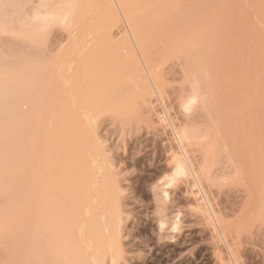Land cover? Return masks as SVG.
<instances>
[{"label":"rangeland","instance_id":"1","mask_svg":"<svg viewBox=\"0 0 264 264\" xmlns=\"http://www.w3.org/2000/svg\"><path fill=\"white\" fill-rule=\"evenodd\" d=\"M44 1L0 0V80L15 81L18 79L15 82H20L19 75L22 72H17L19 69L22 71L23 68L32 69L33 66L40 65V63L44 67L39 66L34 70L40 68L42 71L40 69L38 71L44 72L43 70H47L45 68L49 67L50 60L52 59V62L54 59L59 60L63 51L68 56H73L71 62H74L75 58L78 62L79 57L83 56L80 53L87 47L82 48V51L78 49L85 44L83 43L81 46V43L85 41L83 39L91 37L88 35L86 37V33L82 38V33L84 34L86 31L82 23L86 17L88 19V16H84V19L81 18L83 21L78 19V22H74L72 26H67L72 32L73 26H77L71 34L76 35L74 39L69 35L70 29V32L67 31L68 28L65 24L59 23H49V26L44 28L46 30L43 32L40 30L39 33H41L35 39L33 38L34 40L30 36L32 33L25 34L32 31L28 26L33 24L34 13L44 10ZM47 1L49 2V0ZM176 1L178 3L174 0L173 2L171 0H168V3L164 2L166 10L161 18L162 22H159L156 29L152 28L153 23L150 25L148 17L145 19L148 16L146 14H143L144 17L142 16L144 23L141 20L142 22L139 21L138 24L139 27L143 26L147 32L151 28L154 30L153 33H148H152V36H149L151 38L155 33L156 39L154 38V42L153 38L150 39L152 41L148 42V46L150 44L152 53L158 55L154 56V61L156 57H160V60L157 58L159 63L155 68V79L150 74V78H148V70L145 69L144 73L148 82L142 72L143 78L148 82V85L152 86V94L149 92L142 96L135 84L136 87L132 88L133 96L136 97L133 98L135 100L134 112L126 116H117L118 114L116 113V115L113 111L104 112L99 115V120L97 119L98 122L94 128L101 153L108 162L109 169L112 170L120 191L119 202L122 217L118 224L120 227L118 233L121 254L116 264H264V216L261 214L262 202H264V82H262L261 74L260 0ZM169 2L175 3V5ZM23 3L25 4L23 5ZM22 5L24 8L21 7ZM18 6L22 9L19 10ZM96 9L98 8L94 9L97 12ZM90 10L91 12L88 13L91 16L92 24H95L94 22H98L100 16L93 17L92 15L95 13L92 11L93 7ZM21 11L30 14L25 15L26 12H23L25 15L23 16ZM98 14H100L99 11ZM21 17H24L25 20ZM92 18L95 20L93 21ZM121 18L122 23L119 21L118 27L109 29L112 32L107 30L113 37H110L112 42L114 40L120 42L121 35L126 33L127 29H125V33L123 29L127 26L123 17ZM9 19L13 21V29H11L12 21L9 25ZM27 19L32 22L29 21V24ZM146 20L150 24L145 23ZM80 21L84 28H81ZM207 22L209 23L208 27L210 26L209 30L205 28ZM169 24H171L170 27ZM147 26H151V28ZM79 27L81 30H85L81 32L78 30ZM75 29L78 33L75 32ZM23 30L26 31L25 35ZM79 33H81V38H79L82 42L76 39ZM128 34L129 31H127V37L130 36ZM169 36H172L173 41H170L171 37ZM129 38L131 41V37ZM208 39L210 40V50ZM69 40L79 42L78 45L76 42L73 43V47H76L75 53L80 54L77 55L78 57L73 53V47L69 46V44L72 45V42H68ZM167 41H170L169 44ZM131 43L135 46L133 40ZM87 44L86 41V46ZM172 44H177V46L174 47ZM64 45L70 47L68 49L65 46L68 51L64 49ZM171 48L175 50L171 52ZM61 49L62 51H60ZM134 49L133 53L136 57H133L136 58L135 61H138L139 52L136 53V49ZM206 49L211 51L210 56ZM152 53L149 54L150 58ZM66 54L63 53V55ZM67 55L66 57L61 56V61H64L66 65V62L70 61ZM64 58L68 60L65 61ZM139 60L138 64L136 62L137 66L140 65L141 69L145 68L141 59ZM185 60H189L188 65ZM154 61L153 63H156ZM44 62H48L46 63L48 66L44 65ZM185 65L190 68V71L184 68ZM207 65L209 68L206 67ZM117 66L122 68L120 63ZM199 66H203V70L205 67L207 68L204 72L205 78H209L210 75V79L205 80L206 85L205 81L203 82L204 89L207 91L203 90L202 93L207 94L204 95L205 98L202 96L204 103L200 99V102L186 111L182 104L191 95L192 90L198 91L202 83L201 75L191 72L193 68H196L197 72L198 67V73H201L202 69ZM210 66L211 72L209 71L208 74ZM184 70L191 74L189 72L186 74L187 72L185 73ZM203 70L201 74H203ZM32 71L30 72L29 69V73H27L28 71L25 69L23 75L30 74ZM193 72L195 71L193 70ZM138 73L142 74L139 71ZM185 74L187 79H185ZM193 74L196 80L198 78L201 80V83L196 86L193 81L192 89ZM22 78L20 77L23 83ZM151 79H154L155 82ZM2 80L0 81V262L33 264L35 245H32L35 244V242L33 243L35 238L33 229L30 228L29 223L27 224V219L31 218L27 212L31 210H26L25 215H29L30 218L26 217L25 223L22 220L24 217L16 218L17 215H15L17 210L20 215L21 210L20 203L17 205V202H20L18 197L21 196V192L19 195L21 185L19 189L18 179L22 175L21 172L16 174V171L19 170L18 166L22 163V160L19 159L23 157V155L20 157V143L23 138H20L21 134H19L22 133L19 129L22 127V123L19 125L21 117L18 116V112L26 110V104L21 100L18 101V98H22V91H20L22 83L20 82L18 85L14 82L2 84ZM29 83L28 85H31V82ZM154 83H158L157 86L155 85L156 88H154ZM13 84L17 85L18 94ZM2 85L7 86L3 87ZM202 87L201 89H203ZM12 88H15V92ZM10 90L15 93L14 95L17 94L16 97L8 93ZM1 92L3 96H1ZM13 99L23 105L15 103ZM13 109L14 111L17 109L19 119L15 116L16 113L12 112ZM159 117L166 119L161 122ZM30 120L28 119L27 122ZM169 121L176 127H178L177 125H180L179 127L189 126L190 131H194V135L198 136L197 138L193 136L194 141L193 139H190V142L187 141L189 143H185L184 148L196 169L199 171L203 169L201 175V171L198 172V176H201L199 184L209 202L207 198L206 203L202 197L198 199L200 194L195 196L194 192L196 193L195 190L198 187H192L190 178L187 180L180 178L174 186L168 187V197L163 194L164 187L161 182H163V176L170 172L169 157L172 148L176 147ZM29 124L30 122L27 125ZM189 127H187L188 130ZM203 132L208 133L206 137H203L205 136ZM201 134L204 135L201 136ZM199 137H203V140ZM202 141L204 142L202 143ZM203 145L205 149L208 148V151H205L206 154ZM200 147L204 150H201ZM30 148L32 145L26 146L25 154L27 152L32 154ZM203 153L204 155L208 154L205 157L208 158V161L201 156ZM201 159L207 161L205 165L211 161L209 165H206L209 166L208 173L206 172L207 175L210 174L209 176L205 175L206 166H203ZM29 165L31 163L28 164V167ZM19 182L21 184L22 181ZM30 190L28 189V191ZM31 191L28 193L30 194ZM17 195L19 196L17 197ZM196 203L199 204L197 205L199 207L206 204L205 208L202 206L205 211H200L199 207L195 210ZM211 211H214L215 217L209 214L212 213ZM209 216L212 221L208 220ZM212 217L217 221H213ZM174 221L178 222V228L172 230L171 224ZM161 222L163 223L162 227L160 226ZM32 255H34L33 258ZM108 261L106 263L110 264Z\"/></svg>","mask_w":264,"mask_h":264},{"label":"bare ground","instance_id":"2","mask_svg":"<svg viewBox=\"0 0 264 264\" xmlns=\"http://www.w3.org/2000/svg\"><path fill=\"white\" fill-rule=\"evenodd\" d=\"M46 1H44V6L47 7V9H45L44 7V10H42L41 12L38 11L34 13L35 15L33 16V24L31 23V20L27 19L28 23L30 21V23L32 24L31 26V24L29 23L30 26H28L30 27V31H32L27 34L28 32L25 33L26 31L23 30V34L25 33L26 35H30L32 33V35L30 36L32 37V40H34L35 37H37L41 33H39L40 30H42V32L43 30H46L44 28H47L49 26V23L65 24L66 28H68L67 26H72L74 22H78V19L81 20V18H85L84 16H88V19H86L87 17L85 18L86 20L84 19V21L86 22H84L83 19L81 20L83 21L82 24H84L86 28L84 34L82 33V38L85 37L86 33V37L87 35L91 37L90 39L89 37L88 39H83L85 41L82 42L80 39L81 33H79L78 37L76 38L80 42H82L81 46L83 45V43H85L83 47L77 46L81 47L80 49L77 48L78 50L87 47L84 48L85 52L82 51L83 49L81 50L82 52L79 51L83 56L79 57L78 62L76 61V58L75 60H73L74 62H71L73 56H68L66 52L63 51L61 52V56L66 57L67 55V58L70 59V61H67L68 59L65 60L64 58V60L67 61V65L64 63V61H61V56H59V60L54 59L53 62L51 61L52 59L50 60L51 63H49V67L45 68L47 70H43L44 72H46V74H44V72H41L42 70L40 68H38V70L40 69L41 71H38L37 69L34 70V68L36 67H42L43 65L41 63L40 65L35 64L36 66H33L34 68L32 69L23 68V71L27 69V73H29V69L30 72L31 70H33L30 74L26 73L27 75H23L24 72L22 71V69H19V71H17L22 72L19 75V80L21 83L22 80L20 79V77H23L21 88L22 90H20L22 91V98H18L19 100L17 98L15 99H17L18 101L21 100V102H24L26 104V110H18V116L21 117L19 125L20 123H22V127L19 128L21 129L22 133L19 134H23L22 136L20 135V138H23L21 139L20 144L22 146H25V144L31 143L26 146L32 145V148H30L32 154L30 152H27L28 154L26 153L28 156L29 153L31 154L30 160V156L28 157L25 154V150L27 151L26 146L24 150V146L22 148V146L20 145V157H22V155L23 157L19 159L20 161L22 160V163L20 162L21 164L20 166H18L19 170L17 169L18 171H16V174L18 172H21L22 175L20 176L18 174V176H20V179L21 177L22 179H18V188L21 185V191H19V195L21 192V196L18 197L19 195H17L20 201L17 202V205L20 203L19 207H21V210L19 209L20 215L19 212L17 213L18 210L15 212V215H17L16 218L21 217L22 219L24 217L22 219L24 220V223L28 220L27 224L29 223L30 228L33 229H30L33 231V236L35 238L33 239L35 240L33 241V243L35 242V244L32 245H35V257L34 255H32V258L34 257L33 259H35L33 261V264H107L106 262L108 261V259V263L116 264L121 254L119 251L118 233V229L120 228L118 224H120L122 217L119 202L120 191L118 188L119 186H117L116 180L114 179L115 176L114 174H112V170L109 169V165L107 164L108 162L105 160V157H103V154L101 153V147L97 143V138H95V134L97 135V133L94 128L96 127L95 125L98 122L97 119L99 120V115H102V113L104 112L107 113L108 111H113V113L118 114H116L117 116H126L134 112V99L136 97L133 96L134 92H132V88H135L137 86L139 94H141L142 96L148 94L149 92H152V86H150V84L148 85V78H150V75L154 78V72H156L155 68L159 63L160 57H156V60L154 61V56L158 55H154V53H152V47L150 44V47L148 46V42H151L152 40L154 42L155 33L153 34V39L149 36L153 33V29H156V27L159 25V22H162L161 18L164 15V10H166V8H164V2H167L168 0ZM171 1L173 2V0ZM174 1L177 2L176 0ZM114 2L117 7L114 5ZM172 2L169 3L172 4ZM24 4L25 3H23V5ZM173 4L175 5V3ZM23 5L21 7H23ZM21 7H19V10L22 9ZM92 7L93 13L95 11V8H98L96 10H98L100 13L98 14V11H95L96 14H91L93 17L96 16L95 18H97V16H100L98 17V22H94L95 24H92L90 18L91 16L88 13L91 12L90 9H92ZM23 12L21 11L22 14ZM27 14L29 15L30 13L26 12L25 15ZM143 14L148 15L145 17V19L148 17V20H150L151 24L147 20L145 21V23L147 22L150 25H152L153 23V29L151 28V26H147L151 28L148 32L152 33H148L147 30H144L143 26L139 27L140 25H138L143 21ZM25 15L23 14V16ZM121 17H123L125 25L127 26L123 29V32L125 31V29H127L126 33L124 32L125 35H121L122 37L120 42L118 40H114L112 42V40L110 39L111 34L109 35V32H112V28H115L117 26L120 19L122 20ZM23 18L24 17H21V19ZM11 21L12 19L9 21V23ZM81 21L79 22V24H81ZM120 23L122 22L120 21ZM142 23H144V21ZM82 24L81 28H84L82 27ZM9 25H11V23ZM13 25L14 24L12 21L11 29L14 28ZM170 25L171 24H169V27ZM208 25L209 23L207 22L205 28H208L209 30L210 26L208 27ZM73 27L76 28L77 26ZM74 28L72 29L73 32ZM81 28L79 27L78 30L80 31ZM15 29L18 28L15 27ZM69 29L70 28H68L67 31H69ZM76 30L77 29H75V32L78 33V31ZM107 30H109V32H107ZM127 31H129L128 36L130 35L129 37H131L135 46H133V44L131 43L132 40L129 41L130 38L126 36ZM73 32L71 31L70 34L67 32V34L71 35L73 34ZM23 34L22 37L25 35ZM74 36L76 37V35ZM169 37H171V40L169 38L168 39L170 41H173L172 36ZM209 38L211 39V37ZM181 39L183 40V38ZM72 41L69 40L68 42ZM86 41L88 42L87 46ZM115 41L118 42L116 43ZM170 41H167L168 44ZM75 42L77 43V40ZM75 42H72V45L69 43L68 44L70 47H73V43ZM208 43V48L210 50L209 39ZM78 44L79 42L77 43V45ZM177 44L179 43L177 42ZM177 44L175 45L177 46ZM175 45L173 46L175 47ZM65 46L68 47V45H64V49L67 48ZM70 47H68V49ZM75 48L73 47V53L76 54V57H78L77 55L80 54L75 53ZM134 48L136 49L135 52L137 53L138 51L139 56L141 57L138 58L141 59V62H143V65H145V68H142L143 70L140 68V65L139 67L137 66L138 61L140 60L138 59V61H135L136 58L133 57L135 56L133 53ZM149 48L150 51H148ZM174 50L173 48H171V52ZM206 50L210 56L211 51H208V49ZM60 51H62V49ZM150 52L153 54V57L151 56V58L149 56ZM63 53H65L66 55H63ZM157 58L159 59L158 62ZM153 61L156 63H153ZM188 61H186L187 65ZM46 63L44 62L43 64L46 65ZM119 63L122 68L120 66H117L119 65ZM208 65L206 66L207 68H209ZM46 66H48V64ZM202 67L203 66H201L200 68L203 70L204 68ZM206 67L205 70H203L204 75L201 74V69V73H198V67L197 72L195 70L196 68H193L195 72H193V70L191 71L192 73L201 75L200 79L202 80V83L205 80L210 79V75L209 78H205L206 75L204 72L207 70ZM139 68L140 70H138ZM184 68H187V70L189 69L190 71V68L186 65ZM145 69L148 70V72L146 70L148 75L150 74L148 78L144 73ZM138 71L144 73V77L147 78L146 80H148V82L145 80V78H143V73L139 75L140 73H138ZM189 71L184 70L185 73L187 72L186 74H188ZM209 71L211 72V66L210 70L207 71L208 74ZM9 72L11 73V71ZM186 74L185 79H187ZM135 75L137 78L135 77ZM135 78L137 79L136 81L134 80ZM192 78L194 79L192 80L193 89L194 82L197 86L198 83H201V80L199 78L196 80L194 74L192 75ZM15 81H18V79H16ZM15 81L2 80L1 83L5 84L11 82L12 84V82H14L15 84L17 83V85L20 83ZM29 82H31V85H28L30 84ZM130 83H132L133 86L136 84V86L133 87ZM204 83L206 85L207 82L205 81ZM204 83L202 85L200 84V86L198 84L199 89L196 87L198 91L192 90V93H190L191 95H188L189 97L186 98L187 100L184 104H182V107H184V109L187 106L189 110L197 102H200V99L202 103H204L202 96L205 98L204 95L207 94L202 93L204 91H207L206 89H204ZM15 84H13V87L17 86H15ZM53 84H55V87L52 86ZM156 84L154 83V86ZM2 86L6 87L7 85ZM30 86L31 88H29ZM156 86L154 88H156ZM201 87L203 89H201ZM12 89L15 92V88ZM12 92L11 90L10 92L8 91V93L13 94L11 96L16 97V95L18 94V90L16 91V95H14L15 93ZM135 92L137 91L135 90ZM1 96H3V93ZM15 99H13L14 102ZM17 100L16 102H18ZM190 101H194V103L189 104ZM14 102L12 103L15 105L16 102ZM21 102L18 103L23 105V103ZM16 110L14 111L13 109L12 112H15V116L17 117ZM20 117L17 118L19 119ZM28 119H31L29 121L30 126L27 125L29 123L27 122ZM158 119L159 121L164 122L166 118L159 117ZM23 121L25 122L23 123ZM169 124L172 130V136L176 141V147L174 149L172 148V153L169 157V163L171 165L170 172L166 176H163V182H161V185L164 187L163 194L165 197H168V187L174 186L175 183L180 180V178H184L185 180H187V178H190L192 179V187H198L197 190L194 189L196 191V193L194 192L195 196L196 194H200L201 196L198 197V199H201L202 197V199H205L206 203V194L204 193V190H202L203 188L201 189V185L199 184V178L201 176H198V172L201 171V175L203 169H201L200 171L199 169H196L194 162L191 160L190 156L186 152V149L184 148V145L188 144L190 142L189 140L193 139V136H195V138H197L198 136L196 137V134L194 135L193 130V132L190 131L189 126L183 127L185 126L183 125L182 127H179L180 125H177L178 127H176L174 124H172V122L170 123V121ZM187 127H189V130L187 129ZM206 134L208 133L206 132L205 136H203L204 134H201V136L206 137ZM203 137L200 139L203 140ZM203 142L204 141H202V143ZM202 147H200V149ZM206 150L208 151V148L204 150L205 154L207 153L205 152ZM21 152L23 153L21 154ZM204 153L201 156L208 161V158H205L208 154L204 155ZM204 161L205 160H202V164H204L203 166L209 165L211 162L210 161L209 164L205 165L207 161ZM30 163L31 165H29V167H31L29 168L28 164ZM203 166L199 167L202 168ZM208 167L209 166H206V168L204 169L205 175H207L206 172L209 169ZM178 169L182 170L183 175H176ZM19 181H22L21 184ZM28 189L32 190H30V194L28 193L30 192L28 191ZM197 205L199 204L196 203L194 205L196 206L195 210H197V207H199ZM205 205L203 204L202 206H204L205 208ZM202 206L199 207L201 208V210H198H204ZM209 206L206 207L210 209L211 206ZM29 209L31 210V213H27L30 214L31 218L28 217V214V216L25 215L26 210L28 211ZM211 212L212 213L209 214H212L211 216H213L214 211ZM204 215L208 216L207 214ZM211 216H209L208 220H211ZM26 217L30 218V220H26ZM215 219L213 221L216 222L217 220ZM161 225H163L162 222L160 226ZM171 225L172 230L178 228L177 221H174Z\"/></svg>","mask_w":264,"mask_h":264},{"label":"snow or ice","instance_id":"3","mask_svg":"<svg viewBox=\"0 0 264 264\" xmlns=\"http://www.w3.org/2000/svg\"><path fill=\"white\" fill-rule=\"evenodd\" d=\"M248 7H251V5H248ZM259 8L261 11V29H262L261 31V74H262V82H264V0H260ZM191 103H194V101L189 102V104ZM185 110L186 111L188 110L187 106ZM176 175L177 176L183 175L182 170L178 169ZM261 214L262 216H264V202H262ZM0 264H12V262L4 261V262H0Z\"/></svg>","mask_w":264,"mask_h":264}]
</instances>
